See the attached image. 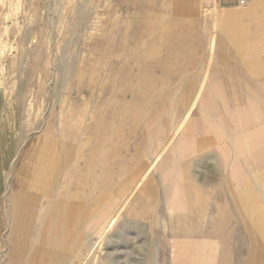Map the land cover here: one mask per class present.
Wrapping results in <instances>:
<instances>
[{
  "label": "rangeland",
  "instance_id": "rangeland-1",
  "mask_svg": "<svg viewBox=\"0 0 264 264\" xmlns=\"http://www.w3.org/2000/svg\"><path fill=\"white\" fill-rule=\"evenodd\" d=\"M208 25L174 0H0V180L29 137L58 143L42 211L92 216L82 247L102 251L95 262L83 254L70 264H177L164 243L156 254L150 240L132 247L129 230L118 240L112 229L133 214L132 193L147 210L157 202L150 191L159 199L156 172L198 81L184 77L193 65L191 52L184 63V40L208 37ZM46 220H34L20 240L25 249L8 252L15 264L24 263L34 231L50 230Z\"/></svg>",
  "mask_w": 264,
  "mask_h": 264
},
{
  "label": "crops",
  "instance_id": "crops-1",
  "mask_svg": "<svg viewBox=\"0 0 264 264\" xmlns=\"http://www.w3.org/2000/svg\"><path fill=\"white\" fill-rule=\"evenodd\" d=\"M174 1L210 30L195 50L184 40V63L193 55L184 77L198 80L189 91L192 111L157 169L159 199L150 191V203L157 202L147 210L135 196L133 214L120 215L112 230L118 240L129 230L132 247L150 240L146 245L156 254L161 243L168 254L179 247L174 253L184 264H264V0ZM57 145L29 137L0 180L6 224L0 228V264L11 261L5 250L10 196H38L42 207ZM51 218L45 221L48 232H33L23 264L78 263L85 253L92 216Z\"/></svg>",
  "mask_w": 264,
  "mask_h": 264
},
{
  "label": "bare ground",
  "instance_id": "bare-ground-1",
  "mask_svg": "<svg viewBox=\"0 0 264 264\" xmlns=\"http://www.w3.org/2000/svg\"><path fill=\"white\" fill-rule=\"evenodd\" d=\"M18 193H12L10 196L11 209L9 213L8 234H7L8 243H6L5 245V250L7 252L13 250V247L17 244H21L20 245L21 249H25L23 248L25 243L20 242L21 238L25 236V234L31 233V230L34 229V220L38 222V220L48 219L47 216L49 214L47 215V212L49 208L51 207V205L49 207L47 206L48 208L42 211L43 206L40 208L39 206L40 199L38 196H33L28 193H25V194L24 193L18 194ZM135 193H132L130 200L128 201L129 203L131 202V200H134ZM53 209H55V207H53ZM99 214L100 212L96 214L95 219L98 218L97 215L99 216ZM5 226L6 224H5V219H4V213H2L1 219H0V228L3 229ZM178 249L179 247H175L174 245L172 246L173 252H176ZM101 252L102 251H100V249L99 251H97L95 245L90 243L88 247L86 248L84 255L88 260L91 256V261L95 262L99 259L98 255H100ZM11 256L12 254L10 255L8 253V257L9 259H11V261L8 259L9 264H13V262L15 264V262H17L18 260L14 257L12 258ZM180 261H183V260L179 259L178 256H176V254L174 253V262L179 263Z\"/></svg>",
  "mask_w": 264,
  "mask_h": 264
}]
</instances>
